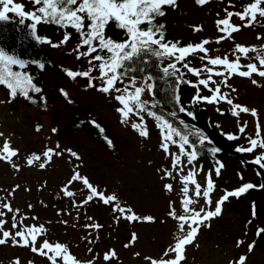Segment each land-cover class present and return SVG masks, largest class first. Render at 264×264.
<instances>
[{
	"label": "rangeland",
	"instance_id": "rangeland-1",
	"mask_svg": "<svg viewBox=\"0 0 264 264\" xmlns=\"http://www.w3.org/2000/svg\"><path fill=\"white\" fill-rule=\"evenodd\" d=\"M15 2L24 6L23 11L32 12L27 0ZM247 3L250 2L245 4ZM245 4L237 2L233 7L220 0H208L206 4L198 5L195 0H177L175 7L164 8V39H168V42H179L180 46L195 45L207 39L211 41L205 45L209 50L208 57L227 55L229 60L235 59V45L255 46L258 51L250 52L248 57L242 56L240 62L242 65L256 63L259 68L257 57L264 56V27H243L244 22L233 16L231 22L241 25L240 31L232 33L229 39L216 42L224 35L218 31L216 21L225 18V9L231 12L241 11ZM261 6L264 7V4ZM7 14L16 19L25 18L28 22H34L30 17H21L12 12ZM158 25H161L159 19ZM37 26L43 48L55 63L53 67L41 71L38 76V81L44 88V98L48 102L45 108L41 110L28 104L24 97L10 99L8 92L0 87V133H3L0 136V148L8 140L18 151V155L10 161L0 159V211L6 213L3 217L6 223L0 231L15 232L23 227L43 225L46 232L37 240V247L47 239L51 243L67 245L69 252L81 262L150 264L148 258H167L163 256L165 250L174 244L179 235L178 221L169 212L174 208L178 215L182 214L183 175L188 171H196L195 178L203 190L206 188L207 176L211 173L214 183V189L210 193L212 204L208 205L201 197L198 204L190 206L196 210H213L216 201L223 195L248 183L243 180V175H250L253 179L258 176L254 169L227 154L221 155L218 163L223 167L217 175L216 169L203 165L202 161L196 159L188 163L187 157L180 153L179 142H169L168 152H165L161 147L165 142L164 132L159 131L152 119L143 112L131 115L127 122L122 123V115L117 110L122 105L114 98L121 93L112 91L105 94L98 91L102 84L99 79L92 81L96 87H89V78L72 79L67 76L66 70L88 71L92 67L88 62L91 57L77 58L78 52L75 49L79 43L70 39L61 44L63 38L52 27L43 23ZM196 28L201 30H194ZM258 36L261 39H257ZM53 44L59 46L53 47ZM63 55H66V59H63ZM202 55L204 54L199 52L190 55L186 59L188 66L203 69L207 64L216 71L224 70L222 66H211L206 59L201 60ZM99 63L93 62L96 65ZM29 69L36 70L34 67ZM241 70L247 69L242 67ZM188 72V81L191 83L184 87L183 95L193 109V115H197L200 108L205 107L212 125L229 137H236L231 139L232 143L240 148L249 147V140L257 138V123L260 126V138H264V77L257 74L252 77L234 74L227 81L230 87H226L222 83V77L213 76V80L220 85L221 92L228 93L234 104L255 109L257 113L255 117L250 112H241L239 116H234L232 106L225 101H206L205 105H202L201 100L194 101L198 90L192 85L197 84L199 79L207 78L208 73L202 71L198 77ZM91 75L98 78L100 72L98 69L93 70ZM253 80L256 81L255 84ZM124 84H127L125 79L123 84L117 82L116 87L123 88ZM214 86L211 83L208 88L201 85L199 92L210 97L213 95L210 89ZM61 90L68 94L67 97ZM150 94L145 91L142 97L146 98ZM78 116L85 119V124L76 130L74 128L79 125ZM96 121L105 124L110 137L117 143V152H112L108 145L89 134L87 127H92L91 123ZM141 122L148 132L146 137L131 127L132 123ZM37 124L42 126L36 127ZM245 125L244 132H241L240 128ZM53 129L56 131L53 132ZM49 148L62 154L53 155L51 161H48L44 153ZM67 150L77 153L79 159L72 157ZM244 152L254 159L264 155V150L259 148L253 152ZM34 155H39L41 159L28 164L27 161ZM176 155H181L182 163L173 169L172 163ZM261 162L264 164V161ZM41 163L45 166L40 167ZM76 168H80L85 175L90 174L88 170L96 172L93 178H98L106 186V195H115L121 202V208L131 209L142 219L128 220L126 216L129 213L111 209L115 205H108L106 211L104 204L93 205L90 209L87 203L79 199L74 203L76 205L64 203L55 208L54 203L61 199L68 202V196L59 189L62 185L67 186L68 190L72 188L76 181L71 178L77 172ZM180 168H183V172L179 171ZM228 169L231 172L228 178L223 179V172L226 173ZM166 171L172 172V177L166 176ZM167 184L173 185L171 191L166 189ZM188 186V195L193 196L194 186ZM241 195L230 196L222 205V213L200 226L195 241L186 247V260L181 264H234L240 256L247 257L246 264H262L260 241L263 234H257L262 229V221L261 217L253 214L255 206L261 207L262 199L255 192H247L242 200L239 199ZM3 202L10 203L19 212H7L2 207ZM14 215L18 224L23 219V224L17 229H12ZM148 216L153 217V220L143 219ZM92 224H99L101 227H88ZM133 233L136 236L134 242ZM238 241L244 243L237 246ZM249 244H254L251 251L248 250ZM112 250L116 256L105 260L104 254ZM16 259H19L20 264H51L47 257L32 252L30 247L15 245L11 239L0 245V264H13Z\"/></svg>",
	"mask_w": 264,
	"mask_h": 264
},
{
	"label": "snow or ice",
	"instance_id": "snow-or-ice-1",
	"mask_svg": "<svg viewBox=\"0 0 264 264\" xmlns=\"http://www.w3.org/2000/svg\"><path fill=\"white\" fill-rule=\"evenodd\" d=\"M198 5H204L208 0H195ZM32 3L38 7L32 12L23 11L24 6L20 3L15 2V0H0V21L7 20V13H16L21 17H30L34 23L31 25L32 29H35L37 25L41 22L55 23L62 28H72L80 36V43L75 49L78 52L77 58L81 57H91L88 61L92 67L88 71H72L66 70L68 77L75 79L77 77L89 78V87H96L92 82L94 79H99L102 84L97 89L105 94L112 91L121 93L116 95L115 100L119 101L122 107L117 110L122 115V123L127 122L130 116L135 114L138 115L139 112L146 111L150 116H156L155 112L149 111L147 101L142 100V95L145 91L154 94V84L150 81L151 76H145L141 81H137L135 76L129 77L128 83L124 84L123 88L116 87L117 82L121 84L124 83V78L127 76V71L131 68V65L136 62V60H143L148 56H155L157 58H169L173 62L169 63L167 66L162 68L164 75H175L177 71V64L186 61V59L197 52L203 53L200 57L201 60H207L208 64L211 66H222L223 71H216L214 67H208L206 64L203 69L190 68L187 63L183 64V67L187 68L188 71L192 72L196 76H200L201 72H207V78H202L198 80L197 84H193V87L197 88V95L194 101L204 100L208 103H218L220 101H225L228 105L232 106V114L234 116H239L241 112L251 113L254 117L257 115L255 109H249L246 106L240 104H234L233 100L229 98L228 93H222L220 85L213 80V76L222 77V83L226 87H230L227 84L228 79L232 75H239L241 77H252L253 74H257L260 77H264V56H258V61L260 67L258 68L256 63H248L246 65L241 64V57H248L250 52H257L255 46H242L235 45L233 55L234 60H229L228 56L224 57L215 56L208 57V48L205 45L211 43L209 40H203L195 45L188 44L186 46H180L179 42H166L164 39L163 25L155 24L157 17H162L166 13L164 11L165 7H175L177 0H32ZM264 0H252V2L243 5L241 11L231 12L225 9L226 16L223 19L216 21L218 31L224 35L217 39V43L220 40L229 39L232 33L240 31L241 25H234L231 20L233 16L238 17L243 23V27H252L254 24L261 23L264 20ZM234 7V5H233ZM258 17L260 19H258ZM110 24H115L120 30H123L125 34V39L121 41H115L111 37H107L105 32ZM199 31L201 29H194ZM71 38V34L66 32L61 44L67 43ZM261 39V37H257ZM48 43H52L48 41ZM53 47H58L59 45L53 44ZM80 48H86L85 51H79ZM93 53H97L93 55ZM100 53H106V55H101ZM239 53L240 55H236ZM94 61H99L98 65L93 64ZM22 65V62L13 56L7 55L3 49H0V86H4L9 90L10 99H15L17 95H22L24 98H30V92L40 93L42 90L35 86L31 76L24 73L14 71L13 65ZM245 67L247 70H241ZM99 70L100 76L98 78L92 77L91 73L93 70ZM170 69L172 72H170ZM227 73V75H226ZM185 83H191L189 81H184ZM254 84L255 80L252 81ZM215 85L210 91L213 92L212 96H200L199 87L203 85L205 88L209 87V84ZM139 85V86H138ZM63 92V90H61ZM235 91V89H232ZM63 95L67 97V93L63 92ZM178 100L179 97L177 96ZM184 111L183 108L180 109ZM192 115V113H188ZM161 119V128L164 130V143L161 147L168 152L169 142L172 144H177L178 141L174 139L179 137L178 147L180 153L187 157V162L191 163L196 160L197 153L195 149L190 152L185 151V146L189 143V137L187 135H181L177 132L171 124L166 119L158 117ZM142 121V117H141ZM94 123V122H93ZM131 127L139 131L141 136H147L148 132L146 128L143 127L141 123H132ZM245 127H241L240 131L244 132ZM53 132L56 129L52 130ZM3 136V133H0ZM256 137L249 140L250 146L247 148L240 149L241 151L253 152L256 149L264 150V138H260V126L257 123ZM236 137H230V139H235ZM205 137L201 135L200 142L205 141ZM109 145L112 144L111 140L107 141ZM59 148V145H57ZM72 157H76L77 153L67 150ZM218 151L213 149V152ZM61 152H57L54 149H47L44 156L48 161H51L53 155H61ZM18 155V151L14 149L8 140H5L2 148H0V159L11 160L12 157ZM41 157L39 155H34L27 162L32 164L34 161H39ZM264 155H259L255 159V163L264 168ZM182 163L181 155H176L173 160V169L178 168ZM44 167V163L39 165ZM220 165L216 168V174L220 172ZM183 172V168L179 169ZM165 175L172 177V172L166 171ZM197 172L192 170L188 171L186 175L181 177L183 182L182 193L184 199L181 202L182 214H177L174 208H171L169 215L178 221V232L179 235L175 238L174 244L165 250L163 256L167 258L151 259L150 264H181L182 261L186 260L185 251L186 247L192 245L195 241L200 226L205 224L206 221L211 218L217 217L222 213V205L225 201L229 199L230 196L238 197L249 189L254 188L253 184H244L236 191L227 192L218 201H216L213 210H205L200 208L196 210L192 205L199 203V198L203 197L205 203L208 205L212 204L210 198V193L214 189V183L211 178V173L208 174L206 179V188L202 190V185L196 180ZM72 181H81L83 185L88 189L89 194L84 199L83 203H88L95 199H100L104 204H109L117 200L115 195H105L103 191L97 189L89 182L87 177L81 176L79 172H75L72 176ZM71 182V181H70ZM189 184L193 185L192 189L194 195L189 196L190 188ZM168 191L173 189L172 184L165 185ZM264 187V185H261ZM67 196L71 197L74 195L73 192L68 191L67 188L64 189ZM2 207L7 210V212H16L18 209H13L10 203L3 202ZM117 211L121 213H129L126 218L131 221H138L142 219L137 216L131 209L121 208L119 204L115 205ZM4 211H0V230L3 229L6 221L3 219L5 216ZM35 219V218H34ZM146 221H152L153 217H143ZM12 229H17L23 224V219H21L20 224L16 221V216L12 217ZM187 226V230H186ZM92 228H100L99 224L88 225ZM46 229L43 225H31L23 227L22 230H16L15 232L0 231V245L7 243L9 239L12 240L13 244L22 247H30L31 251L38 253L42 256L47 257L51 264H92L91 261L81 262L73 256L67 245L61 244L59 242L51 243L47 239H44L39 247H37V240L39 237L44 235ZM264 232V229L258 231V235ZM136 239L135 233L132 235V241ZM243 241H238L237 246L242 245ZM128 247V245H125ZM254 244L248 245V250L251 251ZM116 256L114 250L109 253L104 254L105 260H110ZM246 256H240L234 264H246ZM13 264H20L19 259H16ZM31 264V262H29Z\"/></svg>",
	"mask_w": 264,
	"mask_h": 264
},
{
	"label": "trees",
	"instance_id": "trees-1",
	"mask_svg": "<svg viewBox=\"0 0 264 264\" xmlns=\"http://www.w3.org/2000/svg\"><path fill=\"white\" fill-rule=\"evenodd\" d=\"M29 2L30 9L34 11L38 6L32 3V0H27ZM158 19L161 21V25H165V18L157 17L155 24L158 25ZM49 27H52L53 30L59 35L61 38H64L66 32L71 34V38L76 42L80 43V36L79 34L72 28H62L61 26L55 23L49 22H41ZM166 28V27H165ZM105 35L107 37H111L115 41H121L125 39V34L123 30H120L116 27L115 24H110L107 28ZM168 42V39H165ZM86 49V48H85ZM97 54V53H95ZM101 55H106V53H100ZM173 61L169 58H157L155 56H148L145 57L143 60H136L135 63L131 65V68L127 71V76L124 78L128 83L129 77L135 76L137 81H141L145 76H151L152 80L151 83L154 84V94H150V96L143 98V101H147V107L149 111L155 112L156 116H150L147 114L146 111H142L144 114L149 116L152 121L157 125L159 131L164 132L161 128V119L158 117H162L166 119L172 127L179 132L181 135H187L189 137V143L185 146L186 151L190 152L191 150L195 149L197 153V160L202 161L205 166H211L216 169L220 163V156H217L215 152H213L214 147L209 143L202 144L200 142L201 135L205 137V135L198 130L197 128L193 127L188 122H185L181 115L180 109H186L188 112L193 113V109L189 107V103L184 99L183 89L188 84L184 81H188L189 72L188 69L183 67L186 61L177 64V71L175 75H164L162 72V68L167 66L169 63ZM14 71H18L24 73L26 75L31 76L32 81L35 86L39 87L42 91L40 93L30 92V98L27 99L28 104L35 106L39 109H44L45 105L48 103L47 100L44 98V88L38 81V76L40 72L37 70L31 69H19L15 66H12ZM170 72L172 70L170 69ZM139 86V85H138ZM3 87L9 95V90ZM200 96H205L202 92H199ZM23 97L22 95H17ZM179 97L177 100L176 97ZM186 101V102H185ZM203 103L202 105L206 104V101L201 100ZM79 121V125H77L74 129H80L85 124V119L83 117H77ZM89 134L99 140L100 142L107 143L108 140L112 141V152H116L115 145L116 142L112 140L109 133L107 132V128L105 124L101 121H96L92 124V127H87ZM175 137V136H174ZM175 139L179 142V137H175ZM230 170L228 169L226 173L223 172V179L228 178L230 174ZM228 183V182H226ZM229 185V183L227 184ZM230 186V185H229ZM246 194H242V197H239L240 200L245 197Z\"/></svg>",
	"mask_w": 264,
	"mask_h": 264
},
{
	"label": "water",
	"instance_id": "water-1",
	"mask_svg": "<svg viewBox=\"0 0 264 264\" xmlns=\"http://www.w3.org/2000/svg\"><path fill=\"white\" fill-rule=\"evenodd\" d=\"M8 15V14H7ZM33 22H27L24 18L18 20L8 15L7 20L0 21V49H3L7 55L13 56L22 62V65H14L20 69H26L30 66H36L40 71L47 67L54 66V59L43 48L42 41L38 35L37 27L32 29ZM66 59V55H63ZM188 111H180V115L185 122L198 128L206 135V142L211 143L217 154L227 152L229 155L244 160V163L252 166L260 175L264 176V168L255 163V160L245 159L243 151L231 144L229 136L220 129L214 127L210 121V116L205 107H201L198 115H188ZM37 124L36 127H41ZM255 186V185H254ZM260 187L255 186L248 191H257ZM259 208H255V214L258 215Z\"/></svg>",
	"mask_w": 264,
	"mask_h": 264
},
{
	"label": "flooded vegetation",
	"instance_id": "flooded-vegetation-1",
	"mask_svg": "<svg viewBox=\"0 0 264 264\" xmlns=\"http://www.w3.org/2000/svg\"><path fill=\"white\" fill-rule=\"evenodd\" d=\"M220 1L221 2H225V3L227 2V4H229L230 6H233V5L235 6L237 4V2H239L240 4L241 3L245 4L246 2H252V0H220ZM179 13H181V12L179 11ZM237 19H239V18L237 17ZM258 19H260V18L258 17ZM253 26L264 27L263 20H261V23L254 24ZM115 148H117V144L115 145ZM245 157L248 158V159H251L250 156L245 155ZM252 159H254V158H252ZM75 171L79 172L81 174V176L87 177L89 182L92 183L93 186L97 187L98 190L103 191L105 193V195H106V192H107L106 191V186L102 185L101 181L98 180V178L97 179L93 178V176H96V172L93 173L90 170H88L90 172V174L88 173V175H85L84 172H82L80 170V168H76ZM103 177H105V174H103ZM243 180L244 181L246 180V182H248V183H254L255 182L256 185H258L260 187H261V185H264V176H261L259 174H258V176H255V179H253L250 175H243ZM65 188H67V186L62 185L60 187L59 191H61V190L64 191ZM68 191L73 192L74 195L71 196V197L68 196V202H64V200L61 199L58 202L54 203V207L55 208L59 207L60 205H63L64 203H67L69 205L74 204L78 199L83 202L84 199L87 197L88 192H89L88 189L83 185V183L81 181L74 182L72 188L70 190H68ZM255 193H259L260 194V197L262 199V204H261V207L259 208L258 215H256L255 213H253V214H254L255 217H261L262 229H264V187H261V190L255 192ZM87 204H88L89 208L91 209L93 205H97L98 206V205H101V204H104V203L100 199H95L94 198L92 201H89ZM116 204H119V206L121 207V202L118 200V198H117L116 201H114L112 203L104 204L105 207H106L104 211L107 210L108 205H116ZM74 205H76V204H74ZM111 209L112 210H116L115 207H111ZM253 212H254V210H253ZM261 233L263 234V237L261 238L260 245H261L262 252H263L262 264H264V232H261Z\"/></svg>",
	"mask_w": 264,
	"mask_h": 264
},
{
	"label": "bare ground",
	"instance_id": "bare-ground-1",
	"mask_svg": "<svg viewBox=\"0 0 264 264\" xmlns=\"http://www.w3.org/2000/svg\"><path fill=\"white\" fill-rule=\"evenodd\" d=\"M213 262H215V259H213Z\"/></svg>",
	"mask_w": 264,
	"mask_h": 264
}]
</instances>
